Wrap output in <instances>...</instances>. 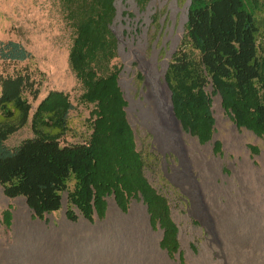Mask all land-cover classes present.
I'll return each instance as SVG.
<instances>
[{"label": "rangeland", "instance_id": "374dc122", "mask_svg": "<svg viewBox=\"0 0 264 264\" xmlns=\"http://www.w3.org/2000/svg\"><path fill=\"white\" fill-rule=\"evenodd\" d=\"M191 3L150 0L140 6L137 0H116L112 27L119 40L113 64L121 70L118 85L127 102L126 118L146 161L145 177L168 202L170 218L178 229V252L162 248L165 231L156 220L152 222L142 197L121 207L114 196L106 197V210L100 215L95 210L90 219L75 207L77 219L73 221L68 216L72 207L66 192L59 211L39 218L25 197H7L0 184V257L14 251L19 211L24 209L29 225L40 235L38 243L57 240V234L61 240L69 236L90 238L89 244L96 246L103 264H203L199 261L203 247L208 250L210 264H264V244L231 254L221 238L228 217L243 221L257 215L250 197L254 192L264 197V137L240 127L219 94L213 97L214 124L209 141L186 130L172 114L173 93L166 76L184 38ZM73 39L74 31L59 0H0V41L20 42L32 54L20 63L0 60V76L29 72L39 88L36 100L27 94L30 116L7 141L10 147L34 137V114L55 91L68 95L73 104L69 131L61 143L90 140L95 106L82 101L84 87L70 66ZM207 91L212 93L213 87L208 86ZM234 138L241 140L239 146ZM200 158L215 167L212 182L220 191L217 195L205 190V176L197 165ZM244 165L248 177L257 184L254 190L243 174ZM74 183L70 182L71 190ZM233 202L237 203L235 214L225 215L224 210ZM137 210L141 211L139 218ZM172 241L170 236L167 244L172 246Z\"/></svg>", "mask_w": 264, "mask_h": 264}, {"label": "trees", "instance_id": "16d2710c", "mask_svg": "<svg viewBox=\"0 0 264 264\" xmlns=\"http://www.w3.org/2000/svg\"><path fill=\"white\" fill-rule=\"evenodd\" d=\"M74 31L69 61L84 87L82 101L94 105L93 133L81 144L61 143L69 131L73 104L51 92L32 121L34 137L16 147L9 138L24 127L39 88L29 72L0 76V184L9 198L25 197L36 217L57 212L68 193V216L78 208L88 219L103 214L106 197L121 207L142 197L152 222L164 229L162 248L178 252L177 226L167 200L145 177L146 161L126 118V100L113 64L119 40L113 31L116 0H59ZM150 0H137L145 6ZM184 38L170 63L167 81L176 116L184 128L209 141L211 107L217 94L240 127L264 137V0H192ZM32 57L17 41H0V60L20 63ZM213 87L212 93L207 91ZM74 180L71 190L70 182ZM173 245L167 244L169 237Z\"/></svg>", "mask_w": 264, "mask_h": 264}, {"label": "bare ground", "instance_id": "6f19581e", "mask_svg": "<svg viewBox=\"0 0 264 264\" xmlns=\"http://www.w3.org/2000/svg\"><path fill=\"white\" fill-rule=\"evenodd\" d=\"M234 139L239 146L241 140ZM197 165L203 170L204 186L208 194L217 195L220 193L212 182L215 175L213 164L204 158H200ZM242 170L243 174L248 177V167L244 165ZM247 181L254 190L257 185L255 181L249 177ZM258 193L254 192L250 197L257 210L256 216H248L243 221H239L235 217H228L225 221L221 238L228 244V250L231 254L238 253L241 248H253L264 244V197ZM236 205V202L229 204V210L226 209L223 213L227 216L234 215ZM140 216L141 211L137 210L136 217L139 218ZM16 231L15 249L12 254H5L0 257V264H103L96 246L89 244L90 238L81 239L78 236H69L67 239L61 240L57 234V240L54 239L49 243H38L37 239L40 235L29 225L24 209L19 211ZM199 261L203 264H210L208 250L205 247L201 251Z\"/></svg>", "mask_w": 264, "mask_h": 264}, {"label": "water", "instance_id": "95a60500", "mask_svg": "<svg viewBox=\"0 0 264 264\" xmlns=\"http://www.w3.org/2000/svg\"><path fill=\"white\" fill-rule=\"evenodd\" d=\"M172 114H173L174 118H175L176 120H178L177 117H176V115H175V112H174V111H172Z\"/></svg>", "mask_w": 264, "mask_h": 264}]
</instances>
